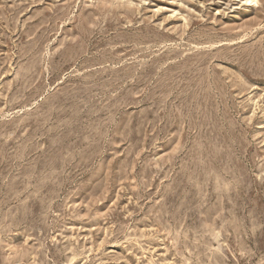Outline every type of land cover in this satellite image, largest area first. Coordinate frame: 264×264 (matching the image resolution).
<instances>
[{"label":"rangeland","instance_id":"obj_1","mask_svg":"<svg viewBox=\"0 0 264 264\" xmlns=\"http://www.w3.org/2000/svg\"><path fill=\"white\" fill-rule=\"evenodd\" d=\"M0 264H264V0H0Z\"/></svg>","mask_w":264,"mask_h":264}]
</instances>
